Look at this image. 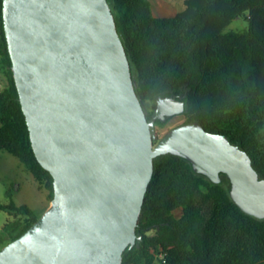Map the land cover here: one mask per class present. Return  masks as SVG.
<instances>
[{
    "label": "water",
    "instance_id": "water-1",
    "mask_svg": "<svg viewBox=\"0 0 264 264\" xmlns=\"http://www.w3.org/2000/svg\"><path fill=\"white\" fill-rule=\"evenodd\" d=\"M18 98L39 163L53 177L46 210L0 247V264H121L136 231L154 157L187 159L264 218V176L243 147L197 121L156 140L155 120L184 111L157 95L147 118L108 0H2Z\"/></svg>",
    "mask_w": 264,
    "mask_h": 264
},
{
    "label": "trees",
    "instance_id": "trees-1",
    "mask_svg": "<svg viewBox=\"0 0 264 264\" xmlns=\"http://www.w3.org/2000/svg\"><path fill=\"white\" fill-rule=\"evenodd\" d=\"M108 2L141 102L152 108L157 95L185 92L184 122L197 120L225 134L246 149L264 176V0H184L183 8L169 15L154 14L150 0ZM244 11L247 28L224 32ZM0 56L7 75L0 89V147L20 158L50 201L53 177L31 145L11 69L2 0ZM164 123L156 119L155 127ZM220 177L212 182L179 155L154 157L136 225L142 237L139 245L123 250L121 264H264V218L242 210L229 195L228 177L224 172ZM0 208L15 216L2 226L0 247L38 218L26 204L0 202ZM152 229L155 233L148 235Z\"/></svg>",
    "mask_w": 264,
    "mask_h": 264
},
{
    "label": "rangeland",
    "instance_id": "rangeland-1",
    "mask_svg": "<svg viewBox=\"0 0 264 264\" xmlns=\"http://www.w3.org/2000/svg\"><path fill=\"white\" fill-rule=\"evenodd\" d=\"M151 7L156 15H169L183 8L184 0H150ZM247 11L235 17L225 28V31H241L247 28ZM7 85V75L0 56V89ZM184 94V93H183ZM185 100V96H184ZM183 100V101H184ZM183 112L167 116L165 123L155 127L156 139L160 138L170 127L183 123ZM0 202H13L16 205L26 204L38 217L46 210L50 201L48 190L41 186L33 173L25 166L20 158L0 147ZM176 216L181 214L180 209L174 211ZM23 216V215H21ZM15 216L7 209L0 208V231L2 226ZM155 230L147 232L148 235ZM157 263H159L157 261Z\"/></svg>",
    "mask_w": 264,
    "mask_h": 264
},
{
    "label": "flooded vegetation",
    "instance_id": "flooded-vegetation-1",
    "mask_svg": "<svg viewBox=\"0 0 264 264\" xmlns=\"http://www.w3.org/2000/svg\"><path fill=\"white\" fill-rule=\"evenodd\" d=\"M184 93V94H183ZM162 96H173L176 100H184V96H185V92L180 91V92H172V91H168V92H164L161 94ZM146 116L147 118H149L151 116L152 111L154 110V108L156 107V102L154 99V106L151 108L149 105H146L144 103H142ZM184 105H185V100H184ZM174 115V114H173ZM170 116V115H169ZM167 117V116H166ZM158 139V138H157ZM156 139V140H157Z\"/></svg>",
    "mask_w": 264,
    "mask_h": 264
},
{
    "label": "built area",
    "instance_id": "built-area-1",
    "mask_svg": "<svg viewBox=\"0 0 264 264\" xmlns=\"http://www.w3.org/2000/svg\"><path fill=\"white\" fill-rule=\"evenodd\" d=\"M159 257L162 259V262L165 261V259L163 258L164 257V252H160L159 253Z\"/></svg>",
    "mask_w": 264,
    "mask_h": 264
}]
</instances>
